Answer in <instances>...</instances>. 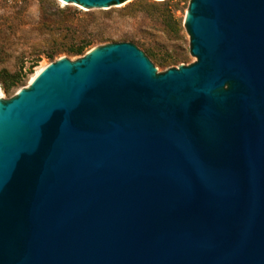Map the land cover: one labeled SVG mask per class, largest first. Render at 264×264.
<instances>
[{
    "label": "water",
    "instance_id": "1",
    "mask_svg": "<svg viewBox=\"0 0 264 264\" xmlns=\"http://www.w3.org/2000/svg\"><path fill=\"white\" fill-rule=\"evenodd\" d=\"M189 28L190 66L116 44L2 105L0 264H264V0Z\"/></svg>",
    "mask_w": 264,
    "mask_h": 264
},
{
    "label": "rangeland",
    "instance_id": "2",
    "mask_svg": "<svg viewBox=\"0 0 264 264\" xmlns=\"http://www.w3.org/2000/svg\"><path fill=\"white\" fill-rule=\"evenodd\" d=\"M62 1L0 0L1 106L32 89L38 69L58 62L75 68L93 52L116 44L134 45L154 63L158 77L197 61L189 28L193 0H127L93 8L79 0ZM84 39L92 44L82 54L69 51ZM11 75L20 78L14 86Z\"/></svg>",
    "mask_w": 264,
    "mask_h": 264
},
{
    "label": "trees",
    "instance_id": "3",
    "mask_svg": "<svg viewBox=\"0 0 264 264\" xmlns=\"http://www.w3.org/2000/svg\"><path fill=\"white\" fill-rule=\"evenodd\" d=\"M119 1L120 2H125L127 0H119ZM91 44L92 43H91L90 40H85L84 39L82 41H78V42L72 44V46L70 47L69 51L74 53V54H82L85 51V49L88 46H90ZM47 56H48V58L52 59L54 57V54H50V55H47ZM38 61H39V59H36L34 65H36ZM5 72H7V71H5ZM12 77H13L12 85L14 86V85L17 84V82L19 81L20 78H19L18 75H11V78Z\"/></svg>",
    "mask_w": 264,
    "mask_h": 264
},
{
    "label": "bare ground",
    "instance_id": "4",
    "mask_svg": "<svg viewBox=\"0 0 264 264\" xmlns=\"http://www.w3.org/2000/svg\"><path fill=\"white\" fill-rule=\"evenodd\" d=\"M62 1V0H61ZM62 2H64V1H62ZM63 64H66V63H63ZM51 64H48V65H46V66H44V67H42V68H40V69H38L37 71H36V73L32 76L33 78L31 79V81H36V79L38 78V77H40L45 71H46V69L50 66ZM34 81V82H35ZM33 82V83H34ZM11 106H9L8 107V109L3 113V110H2V106H1V104H0V122L1 121H3L4 119H6L7 117H9V114H10V110H11ZM2 110V111H1Z\"/></svg>",
    "mask_w": 264,
    "mask_h": 264
}]
</instances>
